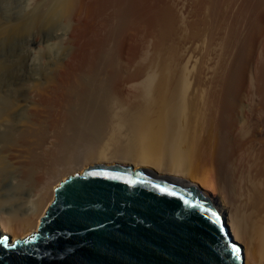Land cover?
I'll use <instances>...</instances> for the list:
<instances>
[{"label":"bare ground","instance_id":"1","mask_svg":"<svg viewBox=\"0 0 264 264\" xmlns=\"http://www.w3.org/2000/svg\"><path fill=\"white\" fill-rule=\"evenodd\" d=\"M63 1L68 49L51 80L34 88L30 103L22 100L29 121L15 118L47 133L34 145L26 142L28 159L18 145L0 149V162L21 163L19 153L28 160L21 159L24 169L17 164L22 173L12 165L21 175L11 172V181L0 163V233L12 240L30 232L54 187L88 164L146 165L206 193L244 264H264V144L254 143L255 122L244 119L223 135L222 156L216 116L226 96L223 77L201 70L227 0ZM3 116L0 109L5 130L15 116L6 124Z\"/></svg>","mask_w":264,"mask_h":264},{"label":"water","instance_id":"2","mask_svg":"<svg viewBox=\"0 0 264 264\" xmlns=\"http://www.w3.org/2000/svg\"><path fill=\"white\" fill-rule=\"evenodd\" d=\"M0 264H244V256L197 186L146 165L95 162L54 187L30 232L0 233Z\"/></svg>","mask_w":264,"mask_h":264},{"label":"rangeland","instance_id":"3","mask_svg":"<svg viewBox=\"0 0 264 264\" xmlns=\"http://www.w3.org/2000/svg\"><path fill=\"white\" fill-rule=\"evenodd\" d=\"M39 1L40 0H38V3ZM35 2H37V0H35ZM35 2L32 0L30 2L29 0H0V71L6 70L4 71L5 73L2 71L0 72V74H4V76L3 74L0 75V79L2 78L0 80V109L3 115H6L3 116L4 118L6 117L4 119L5 124L6 121H10L12 116H15L14 124L12 117V121H10L12 124H6L7 127L5 125V130L0 128V149L18 145V149L20 147L19 152L22 151V153L24 152L25 154L29 152H26L27 148L24 146L28 145L26 142H30L31 145H34L38 143L47 132L44 131L45 128H41L42 130L40 127L26 128L28 126L30 127V125L21 124L20 120L24 122L25 120L29 121V119L28 116L24 117L28 115V110H26V108L25 110L21 108L20 104L22 103L23 107H25L26 105H24L25 102L23 103V101H26V103L29 101L28 103H30L34 90L36 88H43L51 80L52 73L57 65L56 63H58V61L61 62V56H63L61 54H64L68 49V42H66L65 36L67 29L65 27H67L66 24L68 23L64 20L63 16H61L64 14L61 11L64 1L41 0L39 4ZM54 3L56 5H54ZM7 10L10 11L8 12ZM58 11H61L60 14ZM60 23L64 24V26ZM213 27L215 29L212 31V34L215 37V41L211 46L209 56L207 55V60L201 63V70L207 73L220 74L223 77L221 86L226 96L223 97L225 98L222 102L223 105L219 106L220 108L223 107L221 109L219 108L220 112H217L218 115L216 116L217 118H222H219L221 121L217 120V123L219 121L221 124V129L218 128L221 131L219 139L221 138L220 140L222 141L224 138L223 135L225 136V134L231 133V128L235 125L238 126L242 124L245 122L243 121L245 119L246 123L247 121L251 123L255 122L253 130V133H255L254 143L263 148L264 0H227L226 14H219ZM62 49H64V51H62ZM38 57H40L39 60ZM29 75L30 78H28ZM16 104H18V106ZM19 108H21V110ZM7 116L8 118L10 116L8 120ZM23 118L27 119L23 121ZM227 122L229 123L228 125ZM15 123L18 124V127ZM23 126L25 127L23 128ZM255 126L257 128H255ZM18 128L21 129V132L18 131L20 130ZM12 129L15 130L13 131ZM23 129L24 132H22ZM255 129L257 130L256 132ZM25 130L32 131L30 133L29 131L25 132ZM16 132L18 134L20 132V134L18 135ZM25 133L26 135L28 133V136H30L29 141H26L28 136L26 137ZM259 139L261 140V145ZM220 140H218V142H220ZM224 142L228 144V138H224L221 145L224 152L220 150L222 156L226 157L224 150L226 145H224ZM22 153L18 154L20 158L17 157V160L19 158L21 163H16V160L14 164H12L14 161L11 162V164L8 162L10 167L7 162H0L1 165L6 164V166L3 165L1 167L2 170L3 167H5L3 171L0 168V173L2 171L10 174L9 177H6L7 174L5 173L6 176H4L7 180H9L13 172H18L16 168L20 166V164L22 166L21 169L26 167V165L23 166L24 164H22V161H24L22 158L25 159V154ZM26 155L28 159V154ZM27 162L28 160L24 161L25 164ZM15 164L16 166L18 164L17 167L14 166L16 168L12 166ZM218 165L221 166L219 161ZM13 168L15 171H13ZM21 169L18 167L19 171ZM20 173L22 172L20 171ZM16 175L15 177H18ZM182 178H186V176L184 175ZM11 179L9 181H11ZM0 187L2 189L3 184L0 183ZM218 196L219 195H216V197Z\"/></svg>","mask_w":264,"mask_h":264},{"label":"snow or ice","instance_id":"4","mask_svg":"<svg viewBox=\"0 0 264 264\" xmlns=\"http://www.w3.org/2000/svg\"><path fill=\"white\" fill-rule=\"evenodd\" d=\"M161 192H164V189H161ZM213 215H215V212L212 213ZM239 248L236 247L235 245L232 246L231 248V252L234 258L238 259L239 258Z\"/></svg>","mask_w":264,"mask_h":264}]
</instances>
